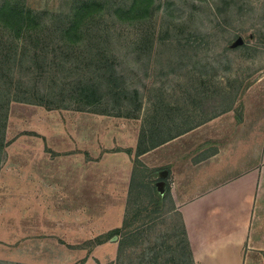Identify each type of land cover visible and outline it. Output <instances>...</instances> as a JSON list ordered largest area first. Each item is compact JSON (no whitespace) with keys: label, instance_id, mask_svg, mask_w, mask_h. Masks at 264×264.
<instances>
[{"label":"crops","instance_id":"crops-1","mask_svg":"<svg viewBox=\"0 0 264 264\" xmlns=\"http://www.w3.org/2000/svg\"><path fill=\"white\" fill-rule=\"evenodd\" d=\"M263 92L264 83L240 113L210 115L137 156L139 116L14 101L0 162V260L114 264L138 158L157 169L193 264H264Z\"/></svg>","mask_w":264,"mask_h":264},{"label":"rangeland","instance_id":"rangeland-1","mask_svg":"<svg viewBox=\"0 0 264 264\" xmlns=\"http://www.w3.org/2000/svg\"><path fill=\"white\" fill-rule=\"evenodd\" d=\"M10 1L30 13L10 19L28 28L18 36L0 28V98L10 89L11 98L49 109L139 116L146 145L215 113H240L247 92L263 88L264 0ZM8 41L28 44L22 62L3 57ZM113 69L115 82L137 97L89 104L85 87L106 90L114 82L103 75ZM135 165L127 236L114 264H193L182 221L155 184L157 169Z\"/></svg>","mask_w":264,"mask_h":264},{"label":"trees","instance_id":"trees-1","mask_svg":"<svg viewBox=\"0 0 264 264\" xmlns=\"http://www.w3.org/2000/svg\"><path fill=\"white\" fill-rule=\"evenodd\" d=\"M28 12L30 13L29 10H24L23 6H17L14 4L13 1L10 0H5L4 2H2L0 4V18L3 16L4 18L2 19L1 24H0V28H2L3 30H5V32H9L10 35L16 34L17 36L20 34V32H25L27 31V26H25V24H23V22L20 23H13V21H10V19H13L14 17L17 18H21L24 17L25 13ZM9 19V20H7ZM9 47L11 44V48H6L5 51L3 52V57H5L6 54L11 53V63H16L17 61H23V59L25 58V51L27 50V46L28 44L26 42H21L22 45H24V47H20L18 41L12 42V41H8L6 43ZM5 44V45H6ZM20 48V50H19ZM10 49V51H9ZM9 51V52H8ZM16 61V62H14ZM114 71V72H113ZM113 72V73H112ZM111 75L110 76H105L103 75L104 81L106 82L108 80V78L110 77V81L114 82L112 85L107 86V89L104 90L102 89V86H100L99 83H96L95 87H90V86H86L85 89L87 88V90L91 89V94L93 95L92 98L89 97V93L86 92L85 96L86 101L89 102V104H93L92 101H101L103 99H112L116 102H114V105H119L120 101H122L121 99H131L133 96L131 95V92H133V94L135 95L134 97H137V89H134L133 91H129L126 87H123L121 85H119L117 82L120 75L118 74L117 70H112ZM13 80V78H12ZM11 90H7V94L4 97L0 98V106L2 109V113H0V140H3L5 137V129H6V123H7V117L8 114L6 115V107H7V113H8V107L9 104H7V101L9 102L11 99H14L16 101H24V102H28L30 103L31 101L26 100V99H22L19 98L17 96H14L13 98H11ZM133 99V98H132ZM2 103V104H1ZM32 103H36V104H41L44 105L42 102H32ZM8 105V106H7ZM96 112H100L97 110H94ZM100 113H106L108 114V112H100ZM120 115V114H118ZM128 115V114H127ZM130 116V115H129ZM133 116V115H131ZM151 131H153L152 129H150L148 132L152 133ZM151 137V136H150ZM173 136H169V137H161L160 139H157L156 141L151 142V144H146V138H145V132L142 126V129L140 131V135H139V141H138V146H137V150H136V156L139 155V153L143 150V149H149L152 148L164 141H166L167 139L171 138ZM6 144V143H5ZM3 143H0V155L2 153L3 148L5 147ZM4 152V151H3ZM0 162H1V156H0ZM135 162H138L139 164H141L138 160V158H135ZM135 172V171H134ZM133 182V181H132ZM127 220H128V214H125L124 216V221L121 227L117 228L114 230V234H119L120 238L118 241V255L117 258L120 257V254L122 253L123 250V244L125 242V237L127 236V233H124L125 231H122V227H125L127 225ZM192 260V259H191ZM2 261V260H0Z\"/></svg>","mask_w":264,"mask_h":264},{"label":"water","instance_id":"water-1","mask_svg":"<svg viewBox=\"0 0 264 264\" xmlns=\"http://www.w3.org/2000/svg\"><path fill=\"white\" fill-rule=\"evenodd\" d=\"M240 41H241V39H238V40H237V42H240Z\"/></svg>","mask_w":264,"mask_h":264}]
</instances>
